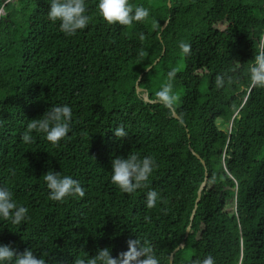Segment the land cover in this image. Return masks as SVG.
Wrapping results in <instances>:
<instances>
[{"label": "trees", "instance_id": "1", "mask_svg": "<svg viewBox=\"0 0 264 264\" xmlns=\"http://www.w3.org/2000/svg\"><path fill=\"white\" fill-rule=\"evenodd\" d=\"M96 3L86 0L89 24L68 37L47 19L46 0H0V187L29 217L0 219V243L47 264H76L105 247L116 257L136 239L160 264L209 255L264 264V87L247 72L264 53V0H129L149 11L130 26L107 24ZM172 69L178 101L165 107L156 92ZM57 104L72 109L70 133L56 145L36 133L24 143L28 121ZM117 126L127 137H114ZM129 153L156 167L125 194L110 163ZM50 169L85 195L50 200ZM149 190L161 197L152 209Z\"/></svg>", "mask_w": 264, "mask_h": 264}, {"label": "clouds", "instance_id": "2", "mask_svg": "<svg viewBox=\"0 0 264 264\" xmlns=\"http://www.w3.org/2000/svg\"><path fill=\"white\" fill-rule=\"evenodd\" d=\"M46 2L47 19L52 23L58 22L59 30L65 36L71 37L78 30H84L88 26L90 17L87 14L86 0H46ZM96 10L109 25L130 26L133 22L143 21L149 15L148 9L141 6L133 10L129 0H97ZM140 39H143V35ZM178 47L185 55L190 51L188 43L181 42ZM175 72V69L168 72L169 82L156 92L158 101L165 107H171L178 101V95L172 91L171 83ZM247 72L253 86L264 87V53L254 57L248 65ZM215 83L218 88L222 87L225 76L217 75ZM71 118L72 109L67 104L53 105L38 118L28 121L21 133V140L24 143H32L33 133H36L56 145L70 133ZM112 132L117 140L128 135L121 126L115 127ZM155 167L154 158L151 156L140 157L135 153L123 157L115 156L110 163V181L122 193L131 194L145 187ZM43 181L49 190L48 198L52 201H63L70 196L85 195L80 182L70 175H61L60 172L50 169L43 174ZM160 199L157 191L149 190L145 196V206L152 209L157 206ZM28 218V208L17 203L9 188L0 187V219L10 221L13 225H21ZM0 264H47V262L31 248L19 252L11 244L0 243ZM76 264H160V262L149 242L141 243L136 239L129 240L127 250L116 257L111 255L110 248L105 247L97 249L96 253L86 260H77ZM193 264H215V261L209 255L203 259H196Z\"/></svg>", "mask_w": 264, "mask_h": 264}, {"label": "water", "instance_id": "3", "mask_svg": "<svg viewBox=\"0 0 264 264\" xmlns=\"http://www.w3.org/2000/svg\"><path fill=\"white\" fill-rule=\"evenodd\" d=\"M164 25H165V24H164ZM163 27H164V26H163ZM163 27H162V28H163ZM145 99H147V98L145 97ZM205 183H206V178H204V180H203V182L201 183L200 188H199V190H198V192H197V198H196V201H195V204H194V207H193V210H192L191 216H190V222L192 221V219H193V217H194L195 209H196V207H197V203H198V200H199V197H200V192H201V189L205 186ZM189 230H190V225H188L187 228H186L185 237L188 235ZM180 247H181V246H179L178 248H180ZM178 248H176V250H178Z\"/></svg>", "mask_w": 264, "mask_h": 264}, {"label": "rangeland", "instance_id": "4", "mask_svg": "<svg viewBox=\"0 0 264 264\" xmlns=\"http://www.w3.org/2000/svg\"><path fill=\"white\" fill-rule=\"evenodd\" d=\"M1 13V12H0ZM228 210H231V207H228Z\"/></svg>", "mask_w": 264, "mask_h": 264}]
</instances>
